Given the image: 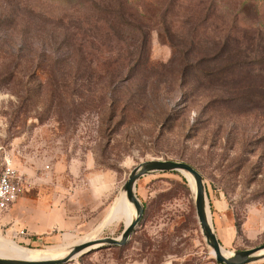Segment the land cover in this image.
Segmentation results:
<instances>
[{"label":"rangeland","instance_id":"1","mask_svg":"<svg viewBox=\"0 0 264 264\" xmlns=\"http://www.w3.org/2000/svg\"><path fill=\"white\" fill-rule=\"evenodd\" d=\"M153 158L200 172L225 251L264 244V0H0V168L63 224L27 245L3 210L0 237L73 244ZM134 189L128 242L60 264H220L182 172Z\"/></svg>","mask_w":264,"mask_h":264},{"label":"water","instance_id":"2","mask_svg":"<svg viewBox=\"0 0 264 264\" xmlns=\"http://www.w3.org/2000/svg\"><path fill=\"white\" fill-rule=\"evenodd\" d=\"M165 171L187 172L193 177L195 185L193 196L196 218L201 232L207 244L210 246L217 262L223 264H247L264 258V244H260L250 249L235 250L232 251L230 255L224 254L208 216L205 186L200 172L191 164L184 161L153 158L143 161L139 165L133 167L121 187V190L125 192L126 198L134 205L136 215L127 226L123 227L119 237L106 236L73 244L66 255L58 258L33 261L0 257V264H60L68 262L75 256H80L99 247L125 245L130 239L131 234L143 213V205L135 194L134 188L136 181L142 175Z\"/></svg>","mask_w":264,"mask_h":264},{"label":"bare ground","instance_id":"3","mask_svg":"<svg viewBox=\"0 0 264 264\" xmlns=\"http://www.w3.org/2000/svg\"><path fill=\"white\" fill-rule=\"evenodd\" d=\"M183 175L187 179L192 193H194L195 185L193 177L187 172H183ZM135 215L136 210L134 205L126 198L125 192L121 190L111 204L106 217L96 226V228L91 233H88L85 237H80L73 244L100 238L99 234L101 233V231L109 226L113 227L116 224H123V226L125 227L134 219ZM208 216L211 221L209 212ZM73 244L67 246H51L42 249H32L13 245L9 240H5L0 237V257L33 261L58 258L66 255L69 248ZM223 253L226 255H230L232 252H227L223 249ZM211 255L214 256L212 251ZM75 257H73V259Z\"/></svg>","mask_w":264,"mask_h":264},{"label":"crops","instance_id":"4","mask_svg":"<svg viewBox=\"0 0 264 264\" xmlns=\"http://www.w3.org/2000/svg\"><path fill=\"white\" fill-rule=\"evenodd\" d=\"M5 212L6 221L11 224L9 229L14 234L20 235V239L24 240L21 243L25 244L41 240L42 236L52 231L53 228L61 229L63 225L61 222L52 223L53 216L48 210L37 209L34 204L23 197L13 203Z\"/></svg>","mask_w":264,"mask_h":264},{"label":"built area","instance_id":"5","mask_svg":"<svg viewBox=\"0 0 264 264\" xmlns=\"http://www.w3.org/2000/svg\"><path fill=\"white\" fill-rule=\"evenodd\" d=\"M22 192V180L10 164L0 168V211L7 210Z\"/></svg>","mask_w":264,"mask_h":264},{"label":"trees","instance_id":"6","mask_svg":"<svg viewBox=\"0 0 264 264\" xmlns=\"http://www.w3.org/2000/svg\"><path fill=\"white\" fill-rule=\"evenodd\" d=\"M27 245H29V244H27ZM93 251V250H92ZM92 251H90V252H92ZM89 253V252H88ZM219 263V262H218ZM220 264H223V263H220Z\"/></svg>","mask_w":264,"mask_h":264}]
</instances>
